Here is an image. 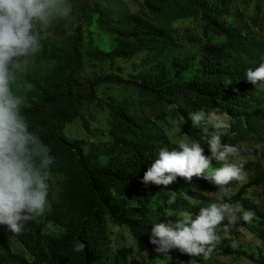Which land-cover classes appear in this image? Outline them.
Listing matches in <instances>:
<instances>
[{"label":"trees","instance_id":"16d2710c","mask_svg":"<svg viewBox=\"0 0 264 264\" xmlns=\"http://www.w3.org/2000/svg\"><path fill=\"white\" fill-rule=\"evenodd\" d=\"M140 7L132 12L119 0H76L75 25L54 26L57 34L46 33L41 54L26 60L37 68L28 74L25 62L18 73L13 87L24 97L23 113L55 157L48 192L52 210L45 220L62 232L47 233L36 219L19 235L0 226V264H190L192 258L175 249L157 253L150 229L154 222L174 220L163 216L169 211H198L189 199H204L203 191L217 188L197 177L191 183L177 178L168 187L141 183L160 148L176 147L157 120L176 121L182 133L203 144L189 113L215 110L229 119L224 143L237 146L249 137L264 142V83L252 85L245 76L264 62V0H141ZM185 23L199 35L183 32L179 25ZM94 30L110 47L94 42ZM130 59L138 64L136 74H123L113 64ZM86 63L109 72L83 79ZM229 80L233 83L225 86ZM91 102L106 111L107 128H94L85 118L81 106ZM74 129L89 135L73 139ZM258 169L233 192L232 202L254 212L252 223L244 225L264 240V207L247 195L262 187L264 199V167ZM172 192L176 202L168 205ZM110 224L129 230L145 254L142 261L130 259L132 247L114 248ZM10 237L30 259L11 251ZM233 242L226 234L212 256L264 264L263 250L250 252ZM78 243L85 245L82 251L75 250Z\"/></svg>","mask_w":264,"mask_h":264},{"label":"clouds","instance_id":"9594fccd","mask_svg":"<svg viewBox=\"0 0 264 264\" xmlns=\"http://www.w3.org/2000/svg\"><path fill=\"white\" fill-rule=\"evenodd\" d=\"M70 20L75 25L71 0H0V226L16 235L27 223L52 210L48 192L55 157L31 130L23 113L24 97L13 86L26 60L41 54L46 33ZM245 76L252 85L264 83V62L248 68ZM232 83L229 80L225 86ZM188 119L192 127L201 130L204 143L180 138L171 150L160 148L141 183L145 187H168L177 178L191 183L197 177L216 186L214 201L200 207L195 218L186 209L173 210L163 216L174 220L154 222L150 229L149 240L157 253L169 255L175 249L191 257L190 264H200L195 258L209 260L222 239L221 232L238 230L242 223L251 224L255 214L239 201L232 202L230 186L247 183L248 175L241 148L222 141L230 126L227 117L202 108L189 113ZM205 144L210 155L205 154ZM213 161L219 166L213 167ZM175 202L176 194L172 192L167 204ZM232 246L236 247L237 242ZM84 247L78 243L75 250Z\"/></svg>","mask_w":264,"mask_h":264},{"label":"rangeland","instance_id":"374dc122","mask_svg":"<svg viewBox=\"0 0 264 264\" xmlns=\"http://www.w3.org/2000/svg\"><path fill=\"white\" fill-rule=\"evenodd\" d=\"M76 0H71V3L73 4ZM121 4H123L126 8H128L132 12H138L141 10L140 7V1L141 0H119ZM255 3L250 5L249 7V13L252 14L253 11H255ZM73 19L75 20L76 17L73 15ZM73 23L70 21H62L58 25L61 27L68 28ZM183 32H187L188 34L192 35H199V31L197 30L196 26L188 25L187 23L179 25ZM48 32L51 34H57L55 33L54 29H50ZM93 40L96 44L100 45L101 48L107 49L110 47L111 42L107 40L105 37L102 36L101 32L99 30H94L92 32ZM264 35V32H263ZM31 58V57H30ZM115 66H119L120 70L123 74H136L137 73V66L138 64L136 62H133L130 60H115L113 62ZM26 72L32 73L37 66L35 67V62H26ZM112 68V67H111ZM109 70L107 68L103 69L99 64L97 63H86L85 68L82 72V78H91L96 76L97 74H104L108 73ZM132 96L137 98L138 94L131 92ZM138 99V98H137ZM84 106L82 112L85 116V118L89 121L90 125L94 128L98 129H105L107 128V113L105 110L100 109L96 103H85L81 106V108ZM224 114V113H222ZM225 115V114H224ZM228 119V116L225 115ZM77 120L72 121L68 124L66 127V131L70 126L76 122ZM160 129L165 130L169 133V136L171 137L172 141L174 142L177 139L180 138H189L194 139L191 136H187L186 134L182 133V127L177 125L176 121H172L170 123H163L160 120H157ZM229 122V119H228ZM227 130V129H226ZM225 130V132H226ZM88 132L84 131L81 132L78 129L72 130L70 133L71 137H74L73 139L78 138H87ZM241 148L242 155L247 159V162L249 163V167H247V163L244 166V169L248 175V181L254 177L258 173L259 166L264 167V142L258 143L254 141L251 137L246 138L245 141L237 145ZM219 166L216 164L215 161H213V167ZM247 181V182H248ZM243 185V184H242ZM232 188L233 192H237L239 188L241 187V184L234 183L230 186ZM205 194L204 199H195L190 198L189 199V205L191 206H198L203 207L207 206L210 202H213L215 199L216 192L205 190L203 191ZM262 194V187H252L248 189L247 195L250 196L253 199H256L257 202L264 207V199L261 196ZM48 213V212H47ZM47 213L44 216L38 217L36 221L43 224V229L47 233H54V232H62V229L57 226H53L49 222H47L45 219L47 217ZM195 215L198 213V211L192 212ZM261 229H264V227H260ZM221 236H225L226 234H232L238 243L239 246L246 248L250 252H255L257 249L264 251V240H260L259 237L257 238L256 234L252 232L250 229H248L244 223L238 225V230L234 229L228 233H220ZM108 239L111 241L112 245L115 249H118L122 246L132 247L134 249L133 256L130 258L137 259L139 261H142L145 257L144 252L142 251L140 247V243H138L135 238L130 234L129 230L124 227L109 225V231H108ZM9 246L13 253L22 255L26 257L27 259H30L29 256H27L22 248L18 245L17 241L10 237L9 238ZM130 261V260H129ZM131 262V261H130ZM200 264H255L252 261L242 257V256H211V258L207 261L203 260L200 262Z\"/></svg>","mask_w":264,"mask_h":264}]
</instances>
